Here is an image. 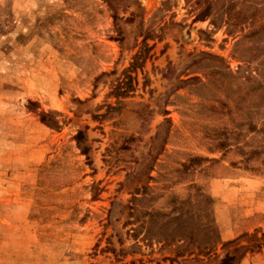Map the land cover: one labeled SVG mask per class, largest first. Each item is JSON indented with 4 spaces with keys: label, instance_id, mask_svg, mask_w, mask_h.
Masks as SVG:
<instances>
[{
    "label": "rangeland",
    "instance_id": "obj_1",
    "mask_svg": "<svg viewBox=\"0 0 264 264\" xmlns=\"http://www.w3.org/2000/svg\"><path fill=\"white\" fill-rule=\"evenodd\" d=\"M224 256L264 264V0H0V264Z\"/></svg>",
    "mask_w": 264,
    "mask_h": 264
},
{
    "label": "trees",
    "instance_id": "obj_2",
    "mask_svg": "<svg viewBox=\"0 0 264 264\" xmlns=\"http://www.w3.org/2000/svg\"><path fill=\"white\" fill-rule=\"evenodd\" d=\"M203 18V13L199 14L195 19L201 20ZM78 137V134H77ZM231 260L230 257L224 256L223 259L220 261V264H228V262Z\"/></svg>",
    "mask_w": 264,
    "mask_h": 264
}]
</instances>
